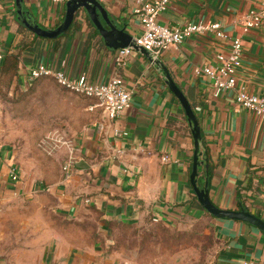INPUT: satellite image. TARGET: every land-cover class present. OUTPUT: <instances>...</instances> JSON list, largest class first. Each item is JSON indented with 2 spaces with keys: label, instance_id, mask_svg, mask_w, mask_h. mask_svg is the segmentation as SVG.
I'll use <instances>...</instances> for the list:
<instances>
[{
  "label": "crops",
  "instance_id": "crops-1",
  "mask_svg": "<svg viewBox=\"0 0 264 264\" xmlns=\"http://www.w3.org/2000/svg\"><path fill=\"white\" fill-rule=\"evenodd\" d=\"M97 1L117 28L132 38L139 34V20L132 13L135 0ZM260 1L172 2L159 14V23L216 21L227 37L192 34L156 61L134 49L118 66L113 60L115 49L104 43L83 10L63 34L48 39L17 20L16 0H0L4 56L20 40L26 43L13 75L20 87L29 83L30 69L41 63L63 70L70 78L85 74L96 83L118 75L132 93L130 106L110 124L100 127L99 108L86 106L90 115L86 126L76 131L59 126L74 144V163L66 180L61 169L43 180L39 166L28 168L9 145L0 142V264H122L118 254L108 250L117 226L144 220L175 226L190 218H204L213 229L221 244L216 264L244 260L264 264V233L259 228L243 220L215 217L198 201L190 182L191 125L163 71L167 69L198 119L202 163L197 184L203 187L207 178L209 198L217 207L244 208L264 221V121L235 104V90L215 95L211 78L194 73L195 67L215 66L216 55L226 53L229 38L238 35L243 56L237 88L264 96V19L247 32L241 26L247 11L258 8ZM22 9L26 19L52 30L63 21L65 2L22 0ZM99 18L108 28L101 14ZM2 65L3 61L0 71ZM113 128L127 134L116 136ZM162 155L168 161L163 162ZM55 156L61 164L66 151L58 150ZM12 172L16 180L11 179Z\"/></svg>",
  "mask_w": 264,
  "mask_h": 264
},
{
  "label": "rangeland",
  "instance_id": "rangeland-1",
  "mask_svg": "<svg viewBox=\"0 0 264 264\" xmlns=\"http://www.w3.org/2000/svg\"><path fill=\"white\" fill-rule=\"evenodd\" d=\"M90 102L49 76L20 87L12 77L0 75V142L28 168L39 166L43 180L50 178L62 162L56 159L57 151L48 154L40 142L59 126L71 131L86 126ZM111 234L115 241L108 250L116 252L122 264H216L221 247L204 218L180 220L175 226L144 220L119 225Z\"/></svg>",
  "mask_w": 264,
  "mask_h": 264
},
{
  "label": "built area",
  "instance_id": "built-area-1",
  "mask_svg": "<svg viewBox=\"0 0 264 264\" xmlns=\"http://www.w3.org/2000/svg\"><path fill=\"white\" fill-rule=\"evenodd\" d=\"M53 3H64L67 0H49ZM177 0H135L132 13L139 20L140 32L132 38V44L123 48L115 49L113 60L116 65L124 64L134 46L141 47L149 53L151 61H156L168 48L178 46L186 37L196 33H214L218 38H225L221 25L216 21L188 22L183 26H167L157 20L159 14L165 12L172 2ZM264 19V0L260 1L258 8H251L242 19V31L257 28ZM226 53L216 55L215 66L195 67V74H204L211 78L214 94L218 95L225 90H235V104L245 108L264 121V96L251 94L244 87L237 88V75L242 64L243 43L241 36H232ZM4 59V51L0 48V63ZM42 76L52 77L63 88L75 92L93 102L87 106L88 110L99 108L100 127L110 124L121 112L131 104L132 93L123 85L120 76H114L106 82L96 83L91 81L85 74L77 78H70L63 70H53L45 64H37L30 69L29 83ZM116 136H125L124 130L113 128ZM41 147L48 154L64 149L66 157L61 165L63 179L70 177L74 163V144L72 139L62 130H54L47 134ZM118 152H121L118 150ZM163 162L168 161L167 155H162ZM12 180H16L15 172L10 174ZM242 264H259L252 260H244Z\"/></svg>",
  "mask_w": 264,
  "mask_h": 264
},
{
  "label": "water",
  "instance_id": "water-1",
  "mask_svg": "<svg viewBox=\"0 0 264 264\" xmlns=\"http://www.w3.org/2000/svg\"><path fill=\"white\" fill-rule=\"evenodd\" d=\"M83 10L85 15L90 19L98 33L100 34L104 43L113 49L123 48L132 44V36L123 29L117 28L112 24L106 17V13L103 8L100 6L97 0H67L65 2V15L61 24L52 30H44L36 25L34 22H31L24 15L22 9V0H16V12L17 20L29 31L34 33L37 36L42 38L53 39L57 38L63 34L68 27L70 26L74 16L78 11ZM104 18L108 28H105L101 22L99 16ZM135 49L142 51L144 54L149 56V53L141 47L134 46ZM150 57V56H149ZM165 73L166 81L169 86V89L174 93V95L180 101L182 108L185 112L187 120L191 125V133L193 138V158H192V168L190 174V182L194 188L197 199L202 205V207L211 215L218 218H230L246 221L257 228H259L264 233V221L261 218L253 215L252 213L246 211L244 208L239 210H227L217 207L209 198L208 188H207V178H205V183L203 187H200L197 184V174L198 167L202 163L200 161L201 151V132L198 124V119L194 110L192 109L190 103L186 99L183 92L178 88V86L173 82L170 74L166 68H163Z\"/></svg>",
  "mask_w": 264,
  "mask_h": 264
},
{
  "label": "trees",
  "instance_id": "trees-1",
  "mask_svg": "<svg viewBox=\"0 0 264 264\" xmlns=\"http://www.w3.org/2000/svg\"><path fill=\"white\" fill-rule=\"evenodd\" d=\"M21 30L24 31V33H29L27 30H25L23 27H21ZM35 36V35H34ZM26 47V43L23 42V39L16 44L14 50L10 53L5 54L3 59V65L0 71V75L3 77H12L15 74L19 56L21 54V51L23 48Z\"/></svg>",
  "mask_w": 264,
  "mask_h": 264
}]
</instances>
